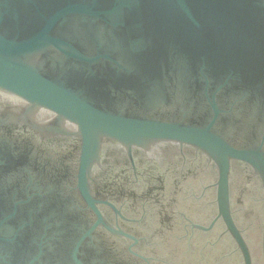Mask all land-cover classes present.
<instances>
[{
	"label": "water",
	"instance_id": "obj_1",
	"mask_svg": "<svg viewBox=\"0 0 264 264\" xmlns=\"http://www.w3.org/2000/svg\"><path fill=\"white\" fill-rule=\"evenodd\" d=\"M0 264H264V0H0Z\"/></svg>",
	"mask_w": 264,
	"mask_h": 264
}]
</instances>
